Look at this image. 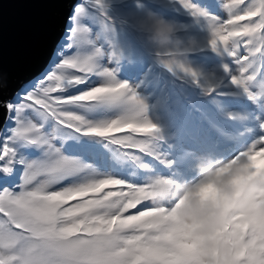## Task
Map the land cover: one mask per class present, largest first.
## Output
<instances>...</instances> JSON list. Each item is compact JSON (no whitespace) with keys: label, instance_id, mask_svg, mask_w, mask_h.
Masks as SVG:
<instances>
[{"label":"snow or ice","instance_id":"6c2138e0","mask_svg":"<svg viewBox=\"0 0 264 264\" xmlns=\"http://www.w3.org/2000/svg\"><path fill=\"white\" fill-rule=\"evenodd\" d=\"M177 3L192 18L206 21L208 45L213 51L226 52L240 65L239 75L229 76L231 84L251 101L264 92V81L258 85L259 91H254L256 87L250 82L255 75L246 74L253 67L250 57L261 50L253 49V43H264V0L248 4L242 14L232 10L239 9L245 0H229L225 7L230 18L226 21H220L196 0H147L143 4L140 0H87L90 7L81 0L70 17L71 42L65 47L87 45L89 51L63 58L56 66L58 70L23 94L19 103L3 102V107L13 113V127L0 126V175H10L17 164L22 171L18 190L0 188V264H197L195 255L173 239L167 207L152 204L129 214L149 202L145 198L146 183L94 171L81 179L78 174L85 166L54 143L71 130L140 153L117 150L114 155L119 163L154 170V165L144 160L148 157L169 170L181 169V175L192 170L186 154L171 142L168 129L150 118L149 109L155 110L156 104L150 106L136 87L117 80L114 74L115 67L129 59L128 45L122 37L138 34L127 20L145 12L164 17L156 9ZM242 37L247 38L244 47L248 54L244 56L237 51ZM197 47L194 41L187 53ZM164 54L176 55L173 50L156 51L157 56ZM165 67L173 70L171 65ZM223 67L227 72L228 65ZM183 71L199 83L197 71L189 67ZM93 75L101 78L97 86L74 95L60 94L68 87L86 83ZM212 91L210 86L204 88L205 93ZM95 102L120 107L121 113L110 119L90 120L71 110ZM37 116L41 118L39 123ZM49 119L54 125L46 131L42 121ZM259 127L264 130V121ZM120 133L128 134L117 135ZM18 144L40 150L41 156L27 159L18 152ZM259 153H264V135L232 159L239 161ZM65 180L70 182L54 187ZM242 243L248 257L238 259L237 264H264V225L255 226L251 234L245 229Z\"/></svg>","mask_w":264,"mask_h":264},{"label":"trees","instance_id":"16d2710c","mask_svg":"<svg viewBox=\"0 0 264 264\" xmlns=\"http://www.w3.org/2000/svg\"><path fill=\"white\" fill-rule=\"evenodd\" d=\"M146 2L147 0H140V3L142 4ZM153 2H156V0H153ZM253 2L258 3V0H245V4L241 5L239 9H233L232 11L236 14H242L241 10ZM196 3L201 7H204L206 10L209 9L213 3H215L219 6H223L224 8H222V10L226 12L227 8L225 5L229 3V0H224V2L221 0H196ZM76 5L77 4L74 5L73 10ZM153 7L155 6L153 5ZM156 10L163 12L166 19L174 21L178 25V27L176 26V35H174L169 42V50L175 51L176 55L174 57L167 54L159 56L156 55V51L158 49L165 52L168 51L157 48L150 39L153 23L155 17L158 15L145 12L142 15L132 16L127 20V24L136 29L138 34L129 33L126 37H122L126 40L128 45L129 59L115 67V76L121 77L120 81H127L131 86L136 87L138 93L146 99L150 106L154 104L153 102L155 100H157L156 114L158 115L160 112L159 115L162 118L161 120H164V123H161V120L159 123L168 129L171 142L183 150L186 154L185 160H189L190 163L192 157L191 153L193 152L195 154L207 155L212 158H224L221 157L222 145L229 148L228 145L233 144L225 138L220 137L218 139L212 136L211 130H209L208 126L204 124L203 117L199 113L198 108L206 110L211 117L215 119L211 120L210 123L221 124L223 129L227 130L230 133V136H233V141L235 143L247 146L251 143L248 140L249 137L259 131L264 132V130L259 127L261 121H264V92L261 93L256 101L249 100L246 94L241 90L239 91L241 98H234L233 100L229 98H219L213 94L212 97L219 105L216 108L210 107V104L208 103L210 97L208 94L202 95L199 93H204V88L213 81L215 83L219 76L229 75V70L226 72L223 67V65H228L229 69L231 65H233L230 61L226 60L228 57L227 53L222 50L213 51L209 47L208 40L206 38L207 35L205 33L207 31L206 21L204 19H194L189 16L182 10V5H179V3L163 9L157 8ZM227 16L230 18L228 10ZM225 19L228 20L227 18ZM256 19L257 18H253V21ZM243 23L245 22H241V24ZM66 31L67 30L64 32L66 33ZM63 37L62 43H59L56 48L57 52L59 51L60 46L63 45ZM245 39L247 38H240V44L237 49L238 55L240 56L248 54L247 49L244 47ZM194 41L197 42L199 47L187 53V50L193 47ZM83 46L84 51L87 53L89 51V46ZM252 48H260L261 50L259 52H255L254 55L250 57L253 67L248 69L246 74L255 75V79L250 82V86H255L257 88L255 91H259L258 85L264 81V43L256 40L253 43ZM77 52L78 51L75 50L72 54H76ZM52 61L53 59L51 62ZM176 62L179 63V67L175 65ZM165 65H171L173 70L170 72ZM202 66L204 68L201 70L200 68ZM184 67L192 68L199 72L198 74H202L200 90L197 87L198 85H195L196 83L192 82V78L190 76L184 75ZM45 68L46 67H43L40 71L41 73H39L42 74ZM40 74L37 78H42L45 73L43 75ZM198 80L200 83V77H198ZM28 82L29 81L21 82L17 86L18 89L21 87L23 88L19 93L20 95L15 97V101H20L22 91L29 87ZM142 83L143 86H141ZM80 87H82L81 84L68 87L60 94H77L78 92H81L79 90ZM14 95L15 94H13V96ZM248 100L259 108V117L253 116L252 111H250L246 104ZM71 110L79 112L85 116V118L90 120H98L99 117L104 118L108 114H112V116L115 117L121 113L120 107L110 106L103 102L86 104ZM222 110L237 113V121L233 119L224 120L218 118L216 115H224ZM153 114L154 110L150 107L149 116L152 119ZM36 119L40 120L41 118L37 116ZM181 119L188 128L189 132L192 133V138L189 139L183 134V126L179 127L178 125ZM42 122L44 123L43 127L45 125L54 124V121L51 119L50 122ZM197 124L201 127V134L199 132L197 133ZM72 133L77 135L78 138L69 141L68 139L62 140L61 137V140H57L60 141L61 144L57 146H61V151L65 155L77 157L85 166L82 172L78 174L79 178H83L93 171L102 175L110 174L109 172L111 171L112 173L110 175L118 176L121 179L129 180L133 183H146L148 178L158 174L179 181L180 179L182 181H186L192 174L195 173L188 174V171L187 174L181 175V169L173 168V171L171 170L173 175L168 174L165 172L167 171V168L163 164L159 167L156 162L154 170L151 168L143 170L138 166L131 165L127 162L119 163L115 159L114 155L117 150L135 155H139V153L135 152L133 149H126L123 146L111 144L108 140L103 138L87 137L74 131ZM126 134L128 133H120L117 135ZM137 138L139 139L143 137L137 135ZM234 146L227 149V157L230 156L233 158V156L240 151ZM17 150L27 159L38 158L41 154L40 151L36 152L33 148L20 147L19 144L17 145ZM144 160L145 162L151 164L150 158L145 157ZM20 170L22 171L21 165L17 164V168L13 169L12 173H19ZM152 173L153 175H151ZM135 177H144V179L134 180ZM13 181L14 180L12 178L4 176V181L0 184L3 185V188L10 189V185ZM69 182L70 180H65L62 181L61 184H67ZM112 190L118 189L113 188ZM133 211L135 210H131L129 214H132Z\"/></svg>","mask_w":264,"mask_h":264},{"label":"clouds","instance_id":"9594fccd","mask_svg":"<svg viewBox=\"0 0 264 264\" xmlns=\"http://www.w3.org/2000/svg\"><path fill=\"white\" fill-rule=\"evenodd\" d=\"M67 22L68 19L65 30ZM176 32L174 21L158 15L150 39L157 48L169 50V42ZM198 77L200 90L202 74ZM227 78L219 76L215 83L207 85L212 87V92L199 93L208 94L210 107L219 105L213 94L219 98L239 96L225 90L229 86ZM198 111L209 122L215 120L206 110L198 108ZM223 114L216 116L224 120L238 119L235 112L223 111ZM229 138L233 140V136ZM190 167L197 177L190 182L160 175L148 178L145 198L154 206L170 210L173 239L195 255L197 264H237L238 259L246 260L248 253L242 243L245 229L251 234L255 226L264 225V153L239 161L194 154Z\"/></svg>","mask_w":264,"mask_h":264},{"label":"water","instance_id":"95a60500","mask_svg":"<svg viewBox=\"0 0 264 264\" xmlns=\"http://www.w3.org/2000/svg\"><path fill=\"white\" fill-rule=\"evenodd\" d=\"M77 0H0V126L3 102L50 65Z\"/></svg>","mask_w":264,"mask_h":264},{"label":"rangeland","instance_id":"374dc122","mask_svg":"<svg viewBox=\"0 0 264 264\" xmlns=\"http://www.w3.org/2000/svg\"><path fill=\"white\" fill-rule=\"evenodd\" d=\"M222 2H224V0H221ZM77 3L76 4H79V3H81V0H77L76 1ZM83 2L86 4V6H88L87 5V0H83ZM88 7H90V6H88ZM222 8H224L223 6H219V5H217V4H215V3H213L212 4V6L209 8L210 10H211V13L212 14H214L215 16H217V18L220 20V21H226V19L225 18H227V19H229V17L227 16V10H226V12H224L223 10H222ZM73 15H74V10H72V12H71V14L70 15H68L67 17L69 18H67L68 19V22H67V25H66V33H65V36L63 37L64 38V42H63V45L62 46H60V48H59V51L57 52V50L55 51V53H54V55H53V61L51 62V64H50V68H49V65H47L46 66V68H45V70L42 72V74H40V75H43L44 73V76L42 77V78H37V77H32V78H30V81L27 79V80H24V81H22V82H26V81H29L28 82V84H29V87L27 88V89H24L23 91H22V93H21V96H23V94L24 93H26V92H28V91H31V90H34L35 88H36V86L40 83V81H42L43 80V78L45 77V76H47L50 72H53V71H57L58 69H57V65L60 63V61L63 59V58H65L66 56H69V55H75V54H72L73 53V51H75V50H77V51H79V52H81V53H86V51H84V46L83 45H80L79 46V48L77 47V45L76 44H73V47L72 48H67V47H65L68 43H70L71 41H70V39H69V37H70V32H71V29H72V27H73V20L72 19H70V17H73ZM206 33V38H207V40H208V38H209V31H208V28H207V31L205 32ZM60 44L62 43V40L59 42ZM204 47H208V46H204ZM238 51V50H237ZM56 52H57V54H56ZM55 54H56V56H55ZM54 56H55V60H54ZM227 58H226V60L227 61H230L233 65H231V67L228 69L229 70V75H228V78H227V80H228V84H229V86L227 87V91L228 92H230V93H236V94H238L239 96L238 97H236V98H241V95H240V93H239V91L241 90V89H238V88H236V87H234L232 84H231V82H230V80H229V76L231 75V74H236V75H239V72H238V68H239V66L240 65H238L236 62H235V58H233V57H230L228 54H227ZM176 66H178L179 67V63H177L176 62V64H175ZM204 67L202 66L200 69L202 70ZM50 71H49V70ZM68 71H71V70H68ZM254 72V71H253ZM199 73V72H198ZM121 75V74H120ZM117 78V80H121V77H116ZM130 78H131V76H130ZM98 82V83H97ZM101 82V79H99V77H97V76H95V75H93V76H91V77H89L88 78V80L86 81V83H84V84H81L82 85V87H80L79 88V90L80 91H84L86 88H88V87H91V86H96V84L98 85L99 83ZM193 82V81H192ZM194 83V82H193ZM25 86V85H24ZM253 87H255V86H253ZM23 87H21L20 89H18V91H17V93L14 95V96H11L12 98H7L6 99V101H8V102H11V103H13V104H17V103H19L20 101H15V97H17L18 95H20L19 93H20V91H21V89H22ZM78 89V88H77ZM253 90L255 91L256 90V88H253ZM242 91V90H241ZM20 99H21V97H20ZM229 99H234L233 97H230ZM154 104H156V106H157V100H155L154 102H153ZM246 104H247V106L249 107V109H250V111H252V113H253V116H257V117H259L260 116V114H259V108H257L254 104H252L249 100L246 102ZM233 108V107H232ZM5 112H6V117H7V119L5 120V123H4V125L2 124L1 126H6V127H8V128H11V127H13V122H12V119H11V117H12V115H13V113H8V110L7 109H5ZM200 114H201V112H199ZM160 114V112L158 113V115L156 114V108H155V110H154V114L152 115L153 116V120H155L156 122H160V120L162 119L161 118V116L159 115ZM82 115V114H81ZM202 115V117H203V122H204V124H206L207 126H208V128H209V130H211V134H212V136H214L215 138H220V136H216L215 135V133H217V132H221V133H223L225 136H227V137H229L230 135H228V132L227 131H222V129H223V127L220 125L219 126V124L218 123H216L217 125H218V128H216L215 126H214V124H212V123H210L209 121H208V118L206 117V115L205 114H201ZM27 118V117H26ZM110 118H114V116H112V114H108L107 116H105L104 118H102V117H99V119L98 120H101V119H110ZM49 122H50V119L48 120ZM34 122V121H33ZM37 123H39L40 121L39 120H37L36 121ZM161 123H164V120H161ZM54 125V124H53ZM53 125L51 124H49V125H45L44 126V130H49V131H51V128L53 127ZM198 126H197V133L199 132L200 134H201V127L199 126V124H197ZM66 131H69L68 133H67V135H66V137L64 138V137H62V140L63 139H68L69 141H72L73 139H75V138H78L77 137V135H75V134H73L72 132L73 131H71V130H66ZM260 135H264V132L263 131H259L258 133H256V134H254L253 136H251V137H249L248 138V140L250 141V142H252V141H254L258 136H260ZM58 140V139H57ZM57 140H55L54 141V143L56 144V145H60L61 144V142L60 141H57ZM233 143L234 144H230V145H228L229 146V148L228 149H230V148H232L231 146H234V145H236V146H234L237 150H244L247 146H245V145H243V144H241V145H239V144H237V143H235L234 141H233ZM222 148H224L225 150H224V152H223V149H222V156L221 157H224L223 159H228V158H232V157H227L226 156V152H227V147H224V145H222ZM36 152H39L40 150H38V149H36V148H33ZM135 152H138V150L137 149H133ZM139 153V152H138ZM140 154V153H139ZM39 156H41V154L39 155ZM226 156V157H225ZM148 158V157H147ZM150 161H151V164L152 165H154V167H155V162L156 161H154V160H151L150 159ZM189 164H190V161L189 160H186ZM17 168V165L14 167V169H16ZM143 170H145V169H143ZM172 171H173V168L171 169ZM171 170H169V169H167V171H165V172H167L168 174H171ZM104 173H106V172H104ZM110 174L112 173L111 171L109 172ZM190 173H194V171L193 170H191V171H189L188 172V174H190ZM20 174H21V170L19 171V173H11L9 176H7L6 175V177H8V178H12L14 181L12 182V184L10 185V189L11 190H18L17 189V185H18V183H19V177H20ZM187 174V173H186ZM151 175H153V173L151 174ZM158 175H160V174H158ZM4 176L5 175H0V183L2 182V181H4ZM161 176V175H160ZM168 176H171V175H168ZM88 177V175H86V176H84L83 178H81V179H85V178H87ZM185 177V176H184ZM197 177H196V174L194 173V174H192L186 181H188V182H190V181H193V180H195ZM137 179H144V177H135V179L134 180H137ZM180 181H182L181 179H180ZM63 184H61V185H56V186H54V187H60V186H62ZM0 188H3V185H1L0 184ZM146 206H152V203L151 202H144V205L143 206H138L137 207V209H133V210H135V211H137V210H143V207H146ZM131 211V210H130ZM135 211H133V213L135 212ZM0 218H2V217H0Z\"/></svg>","mask_w":264,"mask_h":264},{"label":"bare ground","instance_id":"6f19581e","mask_svg":"<svg viewBox=\"0 0 264 264\" xmlns=\"http://www.w3.org/2000/svg\"><path fill=\"white\" fill-rule=\"evenodd\" d=\"M41 71V70H40ZM39 71V72H40ZM41 73V72H40ZM40 73H37L38 75L40 74ZM17 91H18V87L12 92V95L11 96H13V94H16L17 93ZM11 96H10V98H11ZM9 98V97H8ZM212 124H214V123H212ZM214 126L216 127V128H218V125L217 124H214ZM220 126V125H219ZM215 135L216 136H220L221 138H225L227 141H229L230 143H233V140L232 139H230L229 137H227V136H225L223 133H221V132H217V133H215ZM234 144V143H233ZM224 147H226L225 145H224ZM223 149V152H224V148H222ZM222 149H221V151H222ZM228 149V148H227Z\"/></svg>","mask_w":264,"mask_h":264}]
</instances>
